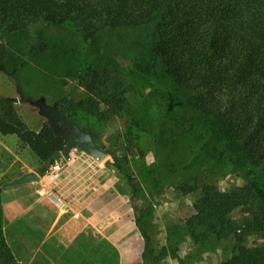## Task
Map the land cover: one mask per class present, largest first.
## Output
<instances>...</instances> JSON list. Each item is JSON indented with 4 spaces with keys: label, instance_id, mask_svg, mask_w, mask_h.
<instances>
[{
    "label": "trees",
    "instance_id": "16d2710c",
    "mask_svg": "<svg viewBox=\"0 0 264 264\" xmlns=\"http://www.w3.org/2000/svg\"><path fill=\"white\" fill-rule=\"evenodd\" d=\"M39 24L71 27L93 47L95 60L103 57L97 41L105 32L149 28L132 66L142 77L166 85L161 121L177 110L196 113L200 146H209L215 160L241 172L245 181L230 191L201 185L184 224L206 249L224 247L222 241L234 235L231 255L222 264H264V0H0L1 72L8 73L9 64L2 34ZM88 65L86 96L39 92L78 125L83 114L105 120L103 108L119 113L125 100L118 75ZM0 134L15 135L20 147H28L42 163L40 173L46 159L66 144L46 122L38 131L27 128L9 101L5 106L0 101ZM131 201L138 210L134 190ZM240 208L248 214L237 226L230 215ZM135 222L144 238L143 264H156L138 213ZM253 233L261 236L258 245L246 243L245 236ZM0 264H20L3 236L1 205Z\"/></svg>",
    "mask_w": 264,
    "mask_h": 264
},
{
    "label": "rangeland",
    "instance_id": "374dc122",
    "mask_svg": "<svg viewBox=\"0 0 264 264\" xmlns=\"http://www.w3.org/2000/svg\"><path fill=\"white\" fill-rule=\"evenodd\" d=\"M148 30L142 27L105 32L97 41L104 53L97 60L93 47L86 46L67 25L39 24L2 34L9 64L8 73L0 71V101L3 106L6 101L11 102L17 117L31 130L35 131L46 121L29 104L9 100L18 97L16 83L31 98L38 97L43 90L68 93V99L71 95L73 99L84 97L86 69L92 62L96 70L109 69L118 75L126 90L119 113H107L103 108L105 120L83 114L78 123L108 151L103 161L95 162L131 210L132 229L128 232L131 242L114 249L102 238L89 237L84 239L83 258L73 264H143L144 238L135 222L137 213L150 236L158 258L156 264H222L232 252L234 235L222 241L224 247L206 249L195 240L184 220L193 213L201 185H215L221 191H230L243 186L244 178L241 172L215 160L209 146H200L201 130L196 113L190 109L177 110L161 121L166 85L142 77L132 66L133 59L146 45ZM18 146L15 135L0 134L3 179L17 168V159L25 164L38 162V157L28 148ZM133 190L136 211L131 201ZM247 214L246 209L240 208L230 218L241 226ZM245 240L248 245H258L261 236L253 233L245 236ZM54 264H63V257Z\"/></svg>",
    "mask_w": 264,
    "mask_h": 264
},
{
    "label": "crops",
    "instance_id": "0c3cea01",
    "mask_svg": "<svg viewBox=\"0 0 264 264\" xmlns=\"http://www.w3.org/2000/svg\"><path fill=\"white\" fill-rule=\"evenodd\" d=\"M16 162L17 168L8 178H1L5 174L0 170V205L3 236L18 263L54 264L63 257V264H73L83 258L84 239L89 237L102 238L114 249L131 242V210L101 172L81 200L62 209L42 193L39 180L5 186L25 172L41 174L39 159L35 164Z\"/></svg>",
    "mask_w": 264,
    "mask_h": 264
},
{
    "label": "built area",
    "instance_id": "2783aa9c",
    "mask_svg": "<svg viewBox=\"0 0 264 264\" xmlns=\"http://www.w3.org/2000/svg\"><path fill=\"white\" fill-rule=\"evenodd\" d=\"M99 172L95 160L74 148L45 167L40 188L59 208H70L89 192Z\"/></svg>",
    "mask_w": 264,
    "mask_h": 264
},
{
    "label": "water",
    "instance_id": "95a60500",
    "mask_svg": "<svg viewBox=\"0 0 264 264\" xmlns=\"http://www.w3.org/2000/svg\"><path fill=\"white\" fill-rule=\"evenodd\" d=\"M18 97L9 98L14 103H27L37 109L39 116L45 119L46 123L54 132L63 136L66 139V144L62 150L51 154L45 161L48 166L54 160L62 155L68 154L73 148H80L87 156L97 162H101L108 155V151L97 144L92 136V133L81 128L76 122L67 119L57 109V103L47 102L45 96L41 95L36 98L27 97L19 87L15 85ZM39 180V175L34 171H28L22 175L11 179L5 183V186H16L25 182H36Z\"/></svg>",
    "mask_w": 264,
    "mask_h": 264
}]
</instances>
